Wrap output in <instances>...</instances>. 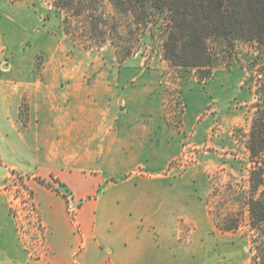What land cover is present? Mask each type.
<instances>
[{"label":"rangeland","instance_id":"1","mask_svg":"<svg viewBox=\"0 0 264 264\" xmlns=\"http://www.w3.org/2000/svg\"><path fill=\"white\" fill-rule=\"evenodd\" d=\"M97 4L91 18L54 0H0V64L6 62L23 95L20 131L43 119L31 90L65 96V106L78 90L85 127L78 144L58 127L50 134L36 127L38 150L25 142L19 157L7 154L0 132V220L13 228L30 264H55L60 249L76 263L99 264L104 256L91 244L84 259L77 250L75 238L85 234L81 207L125 184L175 185L179 216L163 237L177 245L170 260L258 264L264 227L252 228L246 205L252 168L246 144L257 105L264 107V48L238 42L229 61L201 80L195 69L165 59L159 28L139 24L111 0ZM95 122L104 124L99 139L98 127L87 128ZM106 135L138 141L101 142Z\"/></svg>","mask_w":264,"mask_h":264},{"label":"crops","instance_id":"2","mask_svg":"<svg viewBox=\"0 0 264 264\" xmlns=\"http://www.w3.org/2000/svg\"><path fill=\"white\" fill-rule=\"evenodd\" d=\"M7 68L6 62L0 64V132L1 143L6 148L7 154L19 157L18 150L25 142L29 147L38 150L36 143L39 142V135L33 132L36 127L48 131L56 127L61 131L64 130L61 133L65 139H68L69 144L83 141L85 130L83 95L78 93V90L69 106H65L67 103L65 96L57 97L43 94L41 91H29L27 96L34 110L37 107L42 109L43 119L39 123H36V120L31 121L26 127L28 131L21 132L20 129L24 125L20 121L19 112L23 95L19 89L18 79L9 78ZM37 100L41 103L40 106L36 104ZM98 115L99 113L97 117ZM103 125L101 124L100 127L99 123L95 122L94 125L87 126L91 129V133L96 127L101 130L98 131L97 136L94 134V139H99L104 133ZM104 141L122 145L135 144L138 140L137 137L133 138L129 135V139L123 142L121 139L106 135L101 142ZM49 142L50 136H44L43 145L46 146ZM179 209L178 186L153 183L125 184L120 191H108L97 200L81 207V222L85 234L83 237L75 238L77 250L82 247L81 258L84 259L89 253L91 244L94 252L102 253L104 256L99 264H178L170 260L174 256L170 252H173L177 245L173 242H165L163 237L165 233L174 232ZM4 224L2 218L0 264H30L26 251L12 231L13 228L10 230ZM60 251L63 252L60 249L59 253L56 252L59 255L54 256L55 264H80L73 261V257L67 258L68 255H63ZM73 255L76 256L77 253ZM164 255L168 256L169 260H164Z\"/></svg>","mask_w":264,"mask_h":264},{"label":"trees","instance_id":"3","mask_svg":"<svg viewBox=\"0 0 264 264\" xmlns=\"http://www.w3.org/2000/svg\"><path fill=\"white\" fill-rule=\"evenodd\" d=\"M68 12L95 18L100 0H54ZM139 24H152L164 35L165 59L173 67L195 69L210 78L229 61L236 44L256 42L264 48V0H111ZM229 64V63H228ZM246 147L252 168L246 205L253 229L264 227V107L257 105ZM238 223L223 229L233 230ZM255 261L264 264V247Z\"/></svg>","mask_w":264,"mask_h":264},{"label":"built area","instance_id":"4","mask_svg":"<svg viewBox=\"0 0 264 264\" xmlns=\"http://www.w3.org/2000/svg\"><path fill=\"white\" fill-rule=\"evenodd\" d=\"M4 53V48L0 45V55Z\"/></svg>","mask_w":264,"mask_h":264}]
</instances>
